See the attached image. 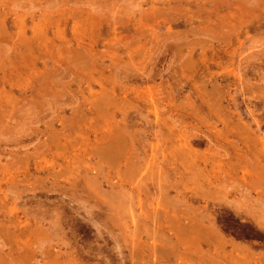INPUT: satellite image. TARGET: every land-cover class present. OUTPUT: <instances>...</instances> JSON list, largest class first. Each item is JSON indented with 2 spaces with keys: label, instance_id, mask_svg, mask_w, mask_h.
<instances>
[{
  "label": "rangeland",
  "instance_id": "1",
  "mask_svg": "<svg viewBox=\"0 0 264 264\" xmlns=\"http://www.w3.org/2000/svg\"><path fill=\"white\" fill-rule=\"evenodd\" d=\"M0 1V264H264V0Z\"/></svg>",
  "mask_w": 264,
  "mask_h": 264
},
{
  "label": "bare ground",
  "instance_id": "2",
  "mask_svg": "<svg viewBox=\"0 0 264 264\" xmlns=\"http://www.w3.org/2000/svg\"><path fill=\"white\" fill-rule=\"evenodd\" d=\"M72 1H73V0H72ZM0 2H1V1H0ZM59 2H60V1H59ZM61 2H62V1H61ZM67 3H68V2H67ZM47 4H48V3H47ZM47 4H46V5H47ZM55 4H56V3H54V5H55ZM60 4H62V3H60ZM5 5H6V4H5ZM6 6H7V5H6ZM6 6H5V7H6ZM51 7H52V6H51ZM57 7H60V6H57ZM58 9H59V8H58ZM26 10H28V8H27ZM63 10H64V9H63ZM49 11H50V13L53 12V11L51 12V10H49ZM68 11H69V10H68ZM69 12H70V11H69ZM76 12H77V11H76ZM78 12H79V11H78ZM39 13H40V12H39ZM45 13H47V12H45ZM59 13H60V12H59ZM79 13H80V12H79ZM2 14H3V13H2ZM20 14H21V13H20ZM42 14H43V13H42ZM23 15H25V14H23ZM55 15H57V14H55ZM64 15H65V14H64ZM64 15H63V16H64ZM75 15H76V14H75ZM69 16H70V15H69ZM90 16H91V15H90ZM98 16H99V15H98ZM34 17H35V16H34ZM43 17H44V16H43ZM67 17H68V16H67ZM88 17H89V16H88ZM27 18H28V17H27ZM62 18H63V17H62ZM89 18H90V17H89ZM51 19H52V18H51ZM54 19H55V18H54ZM54 19H52V20H54ZM59 19H60V17H59ZM73 19H74V18H73ZM55 20H56V19H55ZM66 20H68V19H66ZM88 20H89V19H88ZM17 21H18V20H17ZM69 21H70V20H69ZM77 21H78V20H77ZM91 21H92V20H91ZM54 22H55V21H54ZM86 22H87V21H86ZM1 23H3V22H1ZM16 23H17V22H16ZM60 23H61V22H60ZM67 23H68V22H67ZM78 23H79V22H78ZM87 23H88V22H87ZM61 24H62V23H61ZM64 24H65V23H64ZM17 25H18V24H17ZM3 26H4V25H3ZM44 26H45V25H44ZM46 26H47V25H46ZM48 26H49V25H48ZM10 29H11V28H10ZM5 30H6V29H5ZM22 31H23V30H22ZM7 32H8V30L6 31V33H7ZM15 33H16V32H15ZM44 33H45V32H44ZM12 34H13V33H12ZM16 34H17V33H16ZM21 34H22V33H21ZM21 34H19V35H21ZM14 35H15V34H14ZM27 35H28V34H27ZM7 36H8V35H6V37H7ZM12 36H13V35H12ZM29 36H30V35H29ZM39 36H40V35H39ZM2 37H3V36H2ZM2 37H0V38H2ZM18 37H19V38H22V36H21V37L18 36ZM31 37H32V36H31ZM79 38H80V37H79ZM17 39H18V38H17ZM22 39H23V38H22ZM2 40H3V39H2ZM12 40H13V39H12ZM14 40H15V39H14ZM29 40H30V37H29ZM29 40H28V41H29ZM34 40H35V39H33V41H34ZM5 41H6V40H5ZM28 41H27V42H28ZM9 42H10V41H8V43H9ZM24 42H26V41L24 40L23 43H24ZM13 43H14V42H13ZM33 43H34V42H33ZM35 43H36V42H35ZM38 43H39V42H38ZM76 43H77V42H76ZM10 44H11V43H9V46H10ZM14 44H15V43H14ZM28 44H29V43H28ZM28 44H27V45H28ZM77 44H78V43H77ZM11 46H12V44H11ZM11 46H10V47H11ZM15 46H16V45H15ZM35 46H36V45H35ZM42 46H43V45H42ZM25 47H26V45H25ZM30 47H31V46H30ZM11 48H12V47H11ZM23 48H24V47H23ZM32 48H33V47H32ZM15 49H16V47H15ZM40 49H41V47H40ZM25 50H26V49H25ZM50 50H51V49H50ZM15 51H16V50H15ZM15 51H14V53H15ZM31 52H32V51H31ZM17 53H18V52H17ZM145 71H147V70H145ZM143 77H144V76H143ZM98 96H99V95H98ZM96 97H97V96H96ZM51 174H52V173H51ZM53 174H54V173H53ZM55 176H56V174H55ZM61 180H63V179H61ZM65 180H66V179H65ZM10 214H11V213H10ZM26 221H27V220H26ZM20 223H21V222H20ZM23 225H24V224H23Z\"/></svg>",
  "mask_w": 264,
  "mask_h": 264
}]
</instances>
